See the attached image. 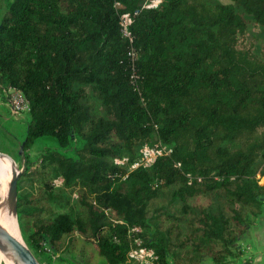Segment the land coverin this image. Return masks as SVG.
<instances>
[{"label":"trees","instance_id":"trees-1","mask_svg":"<svg viewBox=\"0 0 264 264\" xmlns=\"http://www.w3.org/2000/svg\"><path fill=\"white\" fill-rule=\"evenodd\" d=\"M3 1L0 86L28 103L24 150L52 138L56 147L40 155L42 166H53L64 186L89 195L99 187L94 197L80 195L83 215L34 222L27 236L34 254L45 253L40 240L60 250L78 234L106 264L130 263L128 236L153 248L160 264L185 249L216 264L239 256L247 214L264 203L256 178L257 171L264 177V53L248 33L250 20L264 29V0H158L142 9L144 0ZM135 10L140 93L119 20ZM87 89L105 115L91 117L81 102ZM156 141L171 152L151 166L129 171L112 160L133 161L142 144ZM18 184L22 221L39 210ZM163 189L169 203L152 212ZM211 192L222 202L216 210L189 202ZM178 202L189 216L182 239L175 230L183 216L171 209ZM133 227L140 231L129 234Z\"/></svg>","mask_w":264,"mask_h":264},{"label":"rangeland","instance_id":"rangeland-1","mask_svg":"<svg viewBox=\"0 0 264 264\" xmlns=\"http://www.w3.org/2000/svg\"><path fill=\"white\" fill-rule=\"evenodd\" d=\"M145 1L146 0L143 2ZM148 1L150 2L151 0ZM215 1L225 4H230L232 2V0ZM3 12L4 1L0 0V19ZM248 33L249 37L253 38L255 42L256 51L264 53V29L256 27L253 21L250 20ZM10 95L6 88L0 86V153L6 156L5 159H8L9 161L11 159L15 164V169L21 171L18 184L19 193L31 198V208L39 210V212H35V215H33L34 211H32L31 218L24 217L22 221H20L18 217V223L25 244L40 264H106L102 257L97 254L94 246L90 243L84 242L78 234L71 235L70 237L67 236L64 240V245L60 250L50 248V251H46L43 248L45 253L40 254L39 256L34 254L36 252H34L31 245L27 242V236L32 232V225L36 221L49 220L59 213H69L72 216L83 215L84 209L79 203L80 195L87 193L88 198L94 197L95 192L99 190V187L95 188L94 192L89 195L87 190L79 185L64 186L62 179L56 177L54 174L53 166H42L43 161L41 160L40 155L45 153L48 150L47 148L56 147L55 140L52 138H39L31 147L26 150L23 148V151L20 153L23 131L28 119V114L24 112L11 113L7 103ZM81 102L84 106H87L91 117L105 115L100 100L92 94L90 89H87L86 95L82 98ZM156 142L149 143V145H154ZM140 147L137 150V156L133 161L129 155L122 154L121 156L112 159L113 162L119 166H126L127 170H129L133 163L138 161L142 156ZM13 162L10 161V169L6 161L0 160V164L9 169L12 175ZM260 167H264V157L261 159ZM256 178L260 185L264 184V177L259 176V171L256 172ZM6 198L8 201L7 188ZM169 198L170 194L163 189L161 194L150 202L149 209L154 212L158 208L165 207L169 203ZM1 199L0 195V200ZM189 202L195 205L196 202H199L213 210L218 209L222 203L214 192L200 196L197 201L195 198H191ZM26 206H28V204ZM179 206L180 203L178 202L176 205L174 204L171 209L176 210L178 215H182ZM182 216L183 221L178 224V227L175 230L178 239H182L184 234L190 231V227L187 223L189 216ZM21 222L23 226L28 229L27 232L23 231ZM247 223L249 227L247 228L246 233L238 240V244L241 246V254L236 257H228L225 264H243L247 261H251L253 264H264V203L256 215H253V213L247 214ZM43 243V241H39V244H41L42 247H44ZM189 254L190 253L186 249L180 255L176 253L172 255V257L170 256L169 264H216L206 256L201 260H193L190 258ZM0 264L5 263L1 262ZM128 264L136 263H133V261L130 260V263Z\"/></svg>","mask_w":264,"mask_h":264},{"label":"built area","instance_id":"built-area-1","mask_svg":"<svg viewBox=\"0 0 264 264\" xmlns=\"http://www.w3.org/2000/svg\"><path fill=\"white\" fill-rule=\"evenodd\" d=\"M158 5V0H151L150 2L146 0L143 2L142 8H150L156 7ZM139 10H135L133 13H122L120 14V32L123 38L128 41V57H129V79L131 84L140 93L138 80L139 76L137 73L136 63L139 58V54L137 52L136 47L134 46V34L131 30V26L133 24L135 16L138 14ZM10 95L8 100V106L10 108L11 113H19L24 112L27 114L29 107L26 99L24 98L23 94L15 89L9 88L7 89ZM141 158L134 162L133 165L130 167L129 171L138 167L144 166L148 167L151 166L154 160L158 156L167 155L171 152V147L166 144L157 141L154 145H149V143H144L140 147ZM180 164L177 163V166ZM157 186V184H154ZM139 227H133L128 233L131 232H139ZM129 240V249H128V257L133 263L136 264H160L159 257L155 250L151 247H148L143 244V241L140 237H130ZM44 249L46 251H50V246L46 243H43Z\"/></svg>","mask_w":264,"mask_h":264},{"label":"bare ground","instance_id":"bare-ground-1","mask_svg":"<svg viewBox=\"0 0 264 264\" xmlns=\"http://www.w3.org/2000/svg\"><path fill=\"white\" fill-rule=\"evenodd\" d=\"M5 155L0 153V160L6 161L9 165V168L11 169L10 161L13 162L10 158V161L8 159H5ZM8 158V157H7ZM13 175L10 173L9 169L5 168L0 164V195H1V201H0V235L4 236L7 240L5 246V249H0V263L4 262L5 264H20L14 259V252L11 244V235L15 236L20 239L18 234V228L13 216L12 207L7 201L6 198V188L7 184L10 180H12L15 175L17 174V170L15 169V164L13 162ZM0 243L2 242V239L0 240ZM31 260L33 264H40L38 260L31 254Z\"/></svg>","mask_w":264,"mask_h":264},{"label":"water","instance_id":"water-1","mask_svg":"<svg viewBox=\"0 0 264 264\" xmlns=\"http://www.w3.org/2000/svg\"><path fill=\"white\" fill-rule=\"evenodd\" d=\"M23 151V145L21 144L20 147V153ZM21 171H18L15 177L10 180L7 188V197H8V203L12 207L13 216L18 228V234L19 238L15 236L11 237V244L14 252V259L19 262L20 264H33L31 260V254L32 252L28 248V246L25 244L23 240V235L18 223V214H17V180L20 176ZM1 201V200H0ZM2 239L3 243H0V249H5L3 245L6 244L7 240L4 236L0 235V240ZM3 244V245H2ZM33 255V254H32ZM34 256V255H33Z\"/></svg>","mask_w":264,"mask_h":264},{"label":"crops","instance_id":"crops-1","mask_svg":"<svg viewBox=\"0 0 264 264\" xmlns=\"http://www.w3.org/2000/svg\"><path fill=\"white\" fill-rule=\"evenodd\" d=\"M28 120V119H27ZM26 124H27V121H26ZM26 124H25V127H26ZM24 131H25V128H24ZM24 131H23V136H24Z\"/></svg>","mask_w":264,"mask_h":264}]
</instances>
